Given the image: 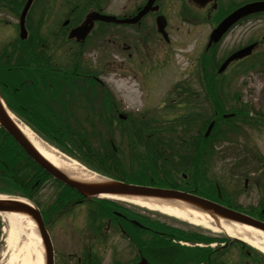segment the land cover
Segmentation results:
<instances>
[{
    "label": "rangeland",
    "instance_id": "374dc122",
    "mask_svg": "<svg viewBox=\"0 0 264 264\" xmlns=\"http://www.w3.org/2000/svg\"><path fill=\"white\" fill-rule=\"evenodd\" d=\"M24 1L0 0V53L3 52L5 55H9L10 52H13V47L16 44L14 40L19 38L18 25L20 19V7L15 6L14 3ZM130 1L134 2L133 6L129 4ZM141 2L142 0H112L108 3L106 0H55L52 4L48 3L49 13L47 18L44 16V21L39 15L44 8L43 14H46L47 2L46 0H35L30 12L33 14L29 15V18L34 26H38L40 20L41 26L37 29V39L43 42L44 38H48V43L55 46L54 52L53 47H51L47 54L53 52L51 59L57 65L66 66V64H71L74 61L73 55L77 56V53H79V59H81L80 65L82 63L91 64L92 72L103 79L104 86L102 85V88L108 91V98L113 100L108 113L117 112L116 114L129 113L130 116L133 115L135 118L129 119L130 121L127 124L130 128H135V126L140 128L141 124H145L146 129L143 130L145 134L150 133V129L157 128L164 139L163 147L165 148H162L169 152L168 158L172 162L178 160L181 162L179 164H189L191 146L189 143L182 144V142L189 140L192 133L195 134L200 128L202 118L205 122L208 117L214 114V110L211 109V104L206 98L204 86L198 76L201 72L200 64H203L200 55L202 50L205 49L210 34L209 19L210 17L213 18L215 12L208 8L198 9L186 3H183L185 7H182L180 2L172 1V4L165 2L164 13L170 19L171 25L169 28L171 32L170 41H166L154 29L157 34L150 36L147 41L139 40L143 55L139 54L137 47L126 49L130 43L128 35L132 33L138 36L140 34L138 31L136 32V27H133L134 30L121 27L118 28L119 31L107 30V27H98L89 40L83 44H76L69 42V40L66 42L67 34L64 37L63 32L58 30V26H62V22L67 19V16L72 18L70 24H73V22L79 20L80 13H84L93 7V3L98 4L99 8L103 7L101 5H105L104 7L110 5L105 9L106 12L124 15L131 12L132 7ZM184 17L187 21L183 20ZM190 26H196L191 28V33L188 31ZM263 26L264 16L261 19L247 20L246 23L235 27L219 46L215 54L217 60L242 45L245 39L248 38L247 36L257 33L264 28ZM53 27L55 28L54 31L52 30ZM36 54L45 57L40 44L37 47ZM46 62L47 60L43 59L41 63H37H39V66L45 67ZM249 62L251 63L249 65L253 67L254 62ZM249 65L244 70L243 76L239 74L236 66L227 70L224 73L227 75L226 80H223L224 84L217 85L218 95H214L213 99L217 97L228 110L237 108V111L241 110V112L236 119L226 120V122L221 121L219 127H215L214 130L217 131L213 135V142L217 149H212L213 151L205 156V159H207L203 165L205 175L199 178L196 186L208 189L218 185L226 202L253 211L251 209L255 206L264 207V75L257 74L255 68L249 67ZM85 66V64L82 66L83 69H85ZM28 76L34 77L33 74H28ZM177 87L181 88L177 90ZM185 88L193 91L190 95L191 106L186 105L183 101ZM99 95L101 96V93ZM103 98L101 96V100ZM73 102L75 105L81 102L84 107L85 105L88 107L92 103L98 106L97 99L90 101L82 97L81 99H74ZM191 112L194 119L195 117L198 118L195 128H191L192 126L189 125L193 120H188ZM83 115L86 118L89 116L84 112ZM98 115L101 117H98L97 131H99V135L97 139L103 141V132H108V123L105 122L107 119L104 112L98 111ZM141 117H144L143 121L139 122ZM82 122L84 123V121ZM150 122H153V124ZM74 126L77 128L79 125L74 123ZM185 127H190L191 130L187 132ZM114 128V134L112 132L111 135L115 137L116 144L125 154L123 159L128 164L133 159L132 154L136 149L131 152L128 147V137L121 135L123 133L121 129L124 127H121V129H119L120 127ZM205 128L206 125L201 126V132ZM169 129H174L177 133L174 136H178V138L174 137V140L178 143L175 145V150L170 147L173 142L171 140L172 136L168 134ZM172 151L175 153L172 154ZM164 164V168H167V162ZM182 172L183 170L176 174L181 183H183L180 180ZM57 189V183L54 181L44 183L38 197L41 207L47 206L54 199ZM120 205H124L128 210H131L130 213L135 214V217L139 220L160 221L167 225L181 227L182 230L189 231V233L193 231L204 237L218 239L211 246L218 248L215 253L218 255L217 261L220 264H261L255 257H247L244 254V247L240 245L242 241L233 240L235 238L232 237L229 238L230 236L228 237L224 231L215 232L202 226L195 228L190 226L191 224L187 221L173 220L170 215L157 210H150L132 202H121ZM85 206L90 207L82 209ZM91 206L95 207L90 202L77 205L71 213L59 217L57 223L50 228L54 249L59 254L69 252L81 254V248L78 244H69L86 239L81 233L82 237L79 239L74 229L79 230L84 227L88 218L90 221L89 228L92 232L97 228L98 218H94L90 214L92 211ZM0 217L3 227L0 235V264H21V256L17 255V249L13 248L7 241L10 228L9 214L3 213L0 214ZM175 219L179 220L176 217ZM68 222L70 224H67ZM102 224L103 237H105L102 264H114L118 258L125 260L130 258L131 256L127 255V252L121 250L118 255L124 253L114 259L111 250L112 245L114 244L117 250V247L120 246L126 248L127 243L125 239L122 240L121 233L112 228L113 223L111 220L104 218ZM70 231L73 232V236L68 233ZM225 238L232 239L233 242L226 244L221 249V246L225 243L223 242ZM193 242L190 241L188 245L195 248L206 245L204 242L198 243V245ZM244 244L251 249V254L255 255L256 253L264 256L255 247L246 242ZM226 246L229 247L225 249ZM246 251L249 252L247 249ZM14 255H17V257L14 260L15 262L12 263L11 258Z\"/></svg>",
    "mask_w": 264,
    "mask_h": 264
},
{
    "label": "trees",
    "instance_id": "16d2710c",
    "mask_svg": "<svg viewBox=\"0 0 264 264\" xmlns=\"http://www.w3.org/2000/svg\"><path fill=\"white\" fill-rule=\"evenodd\" d=\"M31 45V40L24 41L22 44L19 61L23 60L25 64L22 65L26 66L13 68L16 76L15 74L7 73L3 75L2 72L0 73V87L8 106L14 112L45 139L101 173L133 183L160 186L179 185L177 177H174L173 173L186 168V166L174 164L172 169L168 172L165 171L164 163L170 160L168 158L169 152L163 150L165 148L163 147L164 139L157 128L150 129L151 132L147 134L143 133V130L146 129L145 124H142V129L126 130L130 141H134L137 137L141 142V149H136L132 154L133 159L128 164L123 159L122 151L114 147L113 135L108 132L103 133L104 139L103 141L100 140V146L96 147L94 140L98 137L97 133L84 131L85 127L81 121L82 116H69L65 113L64 110L68 109L65 102L63 111L54 104V100L57 99L60 102V98L53 91L54 85L51 82L53 80L40 82L37 77L35 79V76L26 75V73L35 74L32 73L34 69L28 68L33 61V54L29 49L26 52L23 48V46L29 47ZM74 75L75 72H72L68 77ZM43 78L47 79L48 77ZM87 84L96 89V83L93 80H90V83ZM86 94H88V91H86ZM76 96H78L77 93L74 94V97ZM75 106L77 105L74 102L73 104L70 103V113H75L73 111ZM107 118L113 123L111 116ZM193 118L191 116L188 120ZM86 120L91 122L92 125L96 124L94 116H88ZM141 121H143L142 118ZM74 123L79 126L76 128ZM127 123L128 121H123L124 127H130ZM150 123L153 124V122ZM154 126L156 127V125ZM168 134L172 136L171 140L173 142L170 147L175 150V145L178 143L174 140V137L178 138V136L174 135H177V133L174 129H169ZM185 142H188V140ZM132 151L133 147L131 148ZM192 152L194 150H191L190 158L194 156ZM173 153L175 152L172 151ZM43 176H47L46 173L36 166L35 162L4 129L0 128V192L23 195L36 200V196L41 189ZM60 186H63V188L59 190L52 206L74 204L76 198H81L71 187ZM99 202L101 206L105 205L112 209L117 208L112 201L100 200ZM142 221L145 222V220Z\"/></svg>",
    "mask_w": 264,
    "mask_h": 264
},
{
    "label": "water",
    "instance_id": "95a60500",
    "mask_svg": "<svg viewBox=\"0 0 264 264\" xmlns=\"http://www.w3.org/2000/svg\"><path fill=\"white\" fill-rule=\"evenodd\" d=\"M196 4L203 6L210 0H192ZM32 0H28L24 11L21 16V36H26V29L24 26L25 16L30 7ZM154 0H150L148 5L140 11V13L133 19H128V22H136L139 20L151 7L150 4ZM258 11H264V1H257L243 5L242 7L235 10L228 17H226L217 29L214 30L211 35V42L218 41L222 34L229 28L231 24L237 21L239 18L254 13ZM96 19L103 20H116L112 16L100 15L97 12H92L87 15L85 22L82 25L72 30L70 37H77L78 40L85 38L91 29L93 22ZM166 25V20L164 16L158 18V27L161 32L164 31ZM253 46V45H252ZM252 46L246 47L234 53L223 65L224 68L229 61L247 55L251 52ZM0 124L15 138V140L24 148V150L41 166H43L48 172H50L54 177L68 184L69 186L75 188L81 194L89 197H96L105 195H115V196H144L151 197L162 201H168L170 203L185 206L187 208L200 211L202 213L208 214L214 221L215 224H220L221 219L233 220L239 223H245L261 230H264V222L257 220L249 215L238 212L234 209L222 206L216 202L208 200L206 198L197 196L195 194L176 190V189H162L151 186H142L136 184H129L123 181L113 180V179H98L94 181H83L71 177L66 174L54 164H52L48 159H46L40 151L31 143V141L26 137V135L19 128L15 120L12 118L0 97ZM0 211L4 212H22L27 213L33 217L35 220L43 244L45 248V264H53V248L51 239L46 230L42 215L39 209L30 203L22 200L10 199V198H0Z\"/></svg>",
    "mask_w": 264,
    "mask_h": 264
},
{
    "label": "flooded vegetation",
    "instance_id": "af4514ba",
    "mask_svg": "<svg viewBox=\"0 0 264 264\" xmlns=\"http://www.w3.org/2000/svg\"><path fill=\"white\" fill-rule=\"evenodd\" d=\"M110 0H106L108 3ZM148 0H142L141 3H137L136 6L132 7V11L124 14L123 16H133L136 14L147 2ZM172 1L174 2H180V3H186L190 6L197 7L194 4L190 3L189 0H157L155 4L160 5V11L163 10L165 2H169L172 4ZM249 1L254 0H214L213 2H209L206 5V8L211 9L213 12H215V15L210 17L209 22L211 24L212 29L219 24L221 20H223L229 13H231L235 8L240 6L242 3H246ZM131 6L134 5V2H129ZM128 4V5H129ZM99 6V5H98ZM105 6V5H101ZM184 6V5H183ZM99 8V7H98ZM198 8V7H197ZM205 9V8H200ZM99 10L103 11V7L99 8ZM159 11V12H160ZM257 15V16H256ZM256 15H251L248 18H242L238 20L236 23L232 25V27L228 30L229 32H232L235 27L238 25H242L243 23H246L247 20L252 19H260L264 15V12L257 13ZM156 16L157 13L155 12H149L146 14L138 24L139 28H143L144 32L146 34H150L152 32V27L150 25L151 21L154 25V21L156 22ZM102 23V22H98ZM98 25H104V26H112L105 24H98ZM30 26H33V22L30 21ZM100 26V27H101ZM264 27V26H263ZM227 33V34H228ZM226 34V36H227ZM248 38L245 39V42L242 45H239L238 48L245 47L250 44H255V47L252 51V53L249 56H246L242 59L235 60L231 62L227 68L226 71L231 69L232 67L236 66L237 70L240 75H244L245 69L249 64H251L249 61L254 62L253 67L252 65H249V67L255 68L257 74L264 75V28L260 29L257 33L247 36ZM221 46V42L218 43ZM234 49V50H236ZM233 50L229 53L231 54ZM228 54V55H229ZM224 57L219 64V66L222 64V62L228 57ZM207 68L208 71L213 74L216 66H215V51L214 49L207 54ZM255 60V61H254ZM249 62V63H248ZM248 63V64H247ZM247 64V65H245ZM246 66V67H245ZM226 80V78L221 77H214V75L210 76L207 80H201V84L204 85L205 83L208 86H213L215 84H224L223 80ZM207 99L213 98V93H210L206 96ZM233 204V203H232ZM239 210H241V206H236ZM245 209V208H244ZM251 210L248 211L249 213L258 214V218L264 220V207H261L260 205L255 206ZM124 218L127 219V222L125 223L127 227L125 228L122 226V222L120 223L121 228L124 230L126 234H130L134 231L131 229V224L128 223V220L132 223L133 219L128 217L126 214H124ZM169 225V224H168ZM172 226V225H170ZM174 227V226H172ZM177 228V227H175ZM145 229L147 230L146 233H148L147 237H143L141 239L140 246L137 250L135 249L134 245V238H126L127 240V246L126 248L116 247L113 249L115 251V255L119 257L121 254L118 255V252L123 250L127 252V255H130V258L125 259H117V261L114 264H134L141 260L142 257H145L147 262L149 264H190V261H183L182 259H190L191 255L188 254V251H198L201 252V254L195 259V264H214L213 257L215 256V249L209 248L206 244L202 249L199 248H189V247H183L177 243L178 240L176 238H172L170 236L176 235L179 231H173L171 228H166L164 226V230L157 229L153 226L145 225ZM157 231H160L159 233H162V237L160 238H153L151 237L152 233H155ZM86 239H81L76 242H72L69 245L78 244L81 248V254L77 252H69V253H63V254H56L55 253V263L54 264H102V245H103V237H102V230L100 227L95 228V231L92 232L91 229H88V231L84 232L83 235ZM198 243V242H196ZM115 246V245H114ZM208 247V248H207ZM184 252V253H183ZM128 257V256H127Z\"/></svg>",
    "mask_w": 264,
    "mask_h": 264
},
{
    "label": "bare ground",
    "instance_id": "6f19581e",
    "mask_svg": "<svg viewBox=\"0 0 264 264\" xmlns=\"http://www.w3.org/2000/svg\"><path fill=\"white\" fill-rule=\"evenodd\" d=\"M10 114L31 143L56 167L76 179L85 181L101 179V176L97 173L90 171L77 160L63 154L58 148L40 137L13 112L10 111ZM19 199L21 200V198ZM122 199L150 210L160 211L194 225L211 229L215 232L224 231L229 236L243 239L253 247L264 252V231L256 227L225 219H221L220 224H215L213 219L206 213L151 197L123 196ZM7 213L9 214L8 222L10 227L8 230L7 241L13 246V248L17 249V255L21 256V264H44V250L41 237L32 217L29 214L22 212ZM17 255H14L11 258L12 263L15 262L14 260Z\"/></svg>",
    "mask_w": 264,
    "mask_h": 264
}]
</instances>
